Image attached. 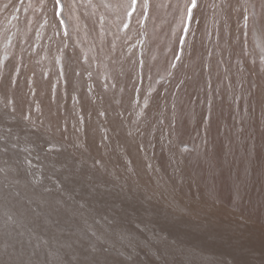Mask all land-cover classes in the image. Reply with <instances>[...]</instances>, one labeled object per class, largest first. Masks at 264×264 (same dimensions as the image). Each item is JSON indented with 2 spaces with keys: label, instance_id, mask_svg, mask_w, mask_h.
Listing matches in <instances>:
<instances>
[{
  "label": "bare ground",
  "instance_id": "bare-ground-1",
  "mask_svg": "<svg viewBox=\"0 0 264 264\" xmlns=\"http://www.w3.org/2000/svg\"><path fill=\"white\" fill-rule=\"evenodd\" d=\"M62 3L0 0V264H264V0Z\"/></svg>",
  "mask_w": 264,
  "mask_h": 264
},
{
  "label": "snow or ice",
  "instance_id": "snow-or-ice-1",
  "mask_svg": "<svg viewBox=\"0 0 264 264\" xmlns=\"http://www.w3.org/2000/svg\"><path fill=\"white\" fill-rule=\"evenodd\" d=\"M138 3V0H130L129 3V8H133L134 11V6ZM191 8L194 11L195 7L197 6L196 4V0H191ZM65 7V5H63L62 0H54V8H55V15L56 16H62L63 15V8ZM133 14V12H128L127 15L131 16ZM60 24H63L64 21L60 20L59 21ZM125 28L128 27L127 24L124 25ZM67 35V33H65Z\"/></svg>",
  "mask_w": 264,
  "mask_h": 264
},
{
  "label": "rangeland",
  "instance_id": "rangeland-1",
  "mask_svg": "<svg viewBox=\"0 0 264 264\" xmlns=\"http://www.w3.org/2000/svg\"><path fill=\"white\" fill-rule=\"evenodd\" d=\"M147 1H149V0H147Z\"/></svg>",
  "mask_w": 264,
  "mask_h": 264
}]
</instances>
